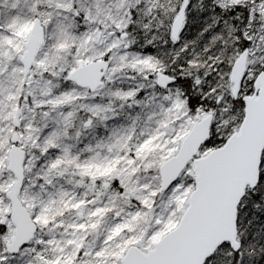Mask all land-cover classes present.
<instances>
[{
  "label": "snow or ice",
  "instance_id": "1",
  "mask_svg": "<svg viewBox=\"0 0 264 264\" xmlns=\"http://www.w3.org/2000/svg\"><path fill=\"white\" fill-rule=\"evenodd\" d=\"M0 264H264V0H0Z\"/></svg>",
  "mask_w": 264,
  "mask_h": 264
}]
</instances>
